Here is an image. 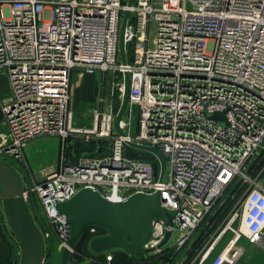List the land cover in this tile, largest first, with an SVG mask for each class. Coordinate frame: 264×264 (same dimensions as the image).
Segmentation results:
<instances>
[{
	"label": "built area",
	"instance_id": "1",
	"mask_svg": "<svg viewBox=\"0 0 264 264\" xmlns=\"http://www.w3.org/2000/svg\"><path fill=\"white\" fill-rule=\"evenodd\" d=\"M127 2L0 0V70L7 71L10 87L0 147L19 156L30 140L60 138L58 168L31 192L63 248L71 227L55 206L79 190H95L114 203L158 193L177 235L176 250L192 241L191 252L200 245L192 264H236L234 245L241 237L264 249V188L247 174L264 141V0H134L129 8ZM126 10L131 57L121 65ZM75 71L112 76L110 99L99 98L89 127L74 125ZM124 73L129 93L122 137L113 102H121ZM133 107L137 130L131 137ZM215 113L224 114L226 125L211 118ZM68 140L101 142L104 152L70 162L64 156ZM126 141L155 147L166 159V177L159 181L149 162L127 156ZM236 177L245 183L240 227L246 233L233 227L237 215L211 225ZM205 227L211 232L201 237ZM150 229L143 248L158 252L167 227L157 219ZM227 233L230 241L207 263Z\"/></svg>",
	"mask_w": 264,
	"mask_h": 264
},
{
	"label": "water",
	"instance_id": "2",
	"mask_svg": "<svg viewBox=\"0 0 264 264\" xmlns=\"http://www.w3.org/2000/svg\"><path fill=\"white\" fill-rule=\"evenodd\" d=\"M134 0H128L131 7ZM129 10L123 14L119 32V60L121 65L127 64L125 30ZM129 93V76L123 74V94L114 127L117 133L125 137L120 127ZM214 120L223 121L224 114L211 115ZM132 149L149 153L159 162L161 181L166 172V159L155 148L141 145L133 141L125 142ZM44 180V179H43ZM42 180V181H43ZM1 208L5 223L18 242V264H43L45 257V241L42 232L36 225L29 211L24 190L15 176L5 166L0 165ZM57 212L67 218L71 231L66 246L62 249L61 264H67L73 246L80 239L83 230L88 226H97L107 231L104 236L93 238L89 242L91 252L100 254L114 249H121L129 254H147L154 249H144L151 233V222L163 219L167 227L164 239L158 246H165L172 235V222L168 212L161 206L158 193L133 194L126 200L114 203L103 198L92 189L79 190L70 200L55 206Z\"/></svg>",
	"mask_w": 264,
	"mask_h": 264
},
{
	"label": "rangeland",
	"instance_id": "3",
	"mask_svg": "<svg viewBox=\"0 0 264 264\" xmlns=\"http://www.w3.org/2000/svg\"><path fill=\"white\" fill-rule=\"evenodd\" d=\"M112 76L110 74H106L105 76L102 73L97 72L94 75L85 74L83 71H77L72 73L71 84H70V109L73 113L74 125L77 127H89L91 124V112L92 110L98 106V101L101 96L104 97L106 101L110 99V82ZM121 80V79H120ZM9 80L7 71L1 69L0 70V135L6 132L3 112H2V104L4 101V97L9 95ZM9 97V96H8ZM6 98L5 100H7ZM120 105V99H117L113 102V115L115 116L118 112V107ZM137 130V107H133L132 116H131V137L135 135ZM1 140V138H0ZM260 154L264 153V141L261 145ZM61 140L56 136H40L33 140H30L27 144L21 147L19 156H16L11 153H6L0 147V165L5 166L11 173L15 176L17 181L21 184L24 195L29 209L31 210V214L33 215L36 224L42 230V234L45 241V257L43 264H61V254H62V244L57 239L55 234H52L50 230H47L46 220L42 214L41 207L39 202L37 203L40 208H38L36 202L33 200V193L31 192L32 187L35 184L40 183L42 180L40 179L43 173L50 171H54L58 168L60 163V158L62 155L61 150ZM258 153V154H259ZM257 154V155H258ZM256 155V156H257ZM134 159V157H131ZM264 169V167H263ZM247 174L251 175L249 171ZM263 175L260 180H264V170ZM166 177V173H165ZM243 178L236 177L234 182L230 186V188L223 194L222 202H228L227 209L225 213H220L218 216V223L216 226L222 224L227 216L237 215L235 218L233 227L235 229L240 227L241 224V214H242V205L246 197L245 191V183L243 182ZM36 198V196H35ZM38 201V200H37ZM2 216L1 209V195H0V217ZM3 217V216H2ZM0 223L2 228L6 229L7 240L9 243V264H18L19 260V247L17 240L9 231L4 219H0ZM215 226V227H216ZM231 234V233H228ZM176 233L172 234V238L169 240L168 244L164 246L160 251L151 252L147 254H139L133 255L135 263L133 264H154L156 260H158L155 264H179L181 261V257L186 256L190 253L191 249L186 247L183 249V253H177L175 249L174 240L176 238ZM93 238L90 237L88 241L90 242ZM223 240V239H222ZM226 239L224 238L222 243ZM82 239L79 241L81 242ZM86 242V250L89 249V243ZM76 244V246L72 248L70 252V256H81L82 264H89L95 261L93 257H90L88 254L83 255L81 253L80 244ZM88 243V244H87ZM88 245V247H87ZM82 246V245H81ZM200 245H196L193 251H198ZM185 248V247H184ZM89 249V250H88ZM122 250L116 249L114 252H120ZM192 251V252H193ZM89 253V252H88ZM165 254L171 255L170 258L165 259L163 256ZM144 255V259L141 256ZM109 257V256H108ZM161 258V259H160ZM186 258V257H185ZM97 261V259H96ZM106 262H110V260H105ZM138 261V262H137ZM97 263V262H96ZM68 264H73L69 260ZM103 264V263H102ZM131 264V263H129Z\"/></svg>",
	"mask_w": 264,
	"mask_h": 264
},
{
	"label": "trees",
	"instance_id": "4",
	"mask_svg": "<svg viewBox=\"0 0 264 264\" xmlns=\"http://www.w3.org/2000/svg\"><path fill=\"white\" fill-rule=\"evenodd\" d=\"M130 57H131V51L129 48H127V60H130ZM65 146L66 147L64 150V156L70 162H76L77 159L81 155L82 156L96 157V156L101 155L104 152L103 143L96 142V141L84 142L82 140H68V142H66ZM125 153L129 157H134V159L149 162L152 165V168L154 170L155 175L157 176L159 174V172H160L159 162L153 155L146 153V152H142V151L132 149L131 147H128V146L125 147ZM263 167H264V153H261L252 162L248 171L252 176H256L257 173H259L261 170H264ZM32 195H33L34 202H36V204H37L38 201L35 198L34 193ZM27 203H29V202H27ZM37 206H38V208H40L38 204H37ZM227 206H228V202H225V203L222 202V203H220V206L216 208V212H215V214L212 218V222H211L212 227H215L216 224L219 222L218 216H220L219 215L220 213H225ZM29 211L31 213L30 209H29ZM32 217H33V215H32ZM0 219L1 220L3 219L2 216L0 217ZM33 220L35 221L34 217H33ZM35 223H36V221H35ZM36 225L38 226V224H36ZM38 228L40 229L39 226H38ZM48 229H49V227L47 225V230ZM92 229L95 230L94 233L91 232ZM40 231H42V230L40 229ZM210 232H211V228L205 227V229L201 233V237L209 234ZM106 234H107V231L105 229L97 227V226H88L83 230V232L80 236V239L77 241L76 244H78L79 241L82 239V241H81L82 243H79L80 247H81L80 248L81 253L83 255L88 254L90 257L95 258L94 259L95 261H93L89 264H102V263L103 264H129V263L133 264L136 262L134 257H131L132 256L131 254H129L123 250L116 253V252H114V250H116V249H114V250L107 251L104 253L96 254V253L91 252L88 249L89 250L88 251L89 253H88L86 250V247H85L88 239L90 237L95 238L98 236H104ZM199 239L200 238H198L196 241H198ZM88 243H89V241H88ZM76 244L74 245V247L76 246ZM16 247L18 248L17 244H16ZM87 247H88V245H87ZM108 256L111 257L110 262L105 261V260H107ZM144 257H145L144 255L141 256V258H143V259H144ZM170 257H171V255H168V254H165L163 256V258H165V259H168ZM96 259H97V261H96ZM69 260L71 262H73V264H82L83 263L80 255L79 256H72V255L70 256V254H69L67 264L69 263ZM158 260H156V262H154V264L157 263Z\"/></svg>",
	"mask_w": 264,
	"mask_h": 264
},
{
	"label": "crops",
	"instance_id": "5",
	"mask_svg": "<svg viewBox=\"0 0 264 264\" xmlns=\"http://www.w3.org/2000/svg\"><path fill=\"white\" fill-rule=\"evenodd\" d=\"M75 72H77V71H75ZM9 89H10V87H9ZM9 95H10V92H9ZM9 95L4 97L3 99L8 98ZM0 145H1V141H0ZM52 170L53 169H51L48 172L43 173V175H41L42 177L40 179L43 180L46 175H48L49 173L52 172ZM262 173H263V170H261L259 173H257L256 177H258L257 181H258L259 185L264 188V180L261 181L259 178L263 175ZM2 216H3V213H2ZM2 218L4 219V217H2ZM4 222H5V220H4ZM231 236H232L231 234L227 233L223 237V240H224V238L226 240L223 243L220 242L214 248L213 253L211 254L207 263H210L212 258L216 257V255H218V253H220V251L224 248L226 243L228 241H230ZM7 239L8 238H7V234H6V229L2 228L1 223H0V264H9V243H8ZM223 240H221V241H223ZM192 244H193L192 241L188 242V244L184 245L181 249H177V253H183L185 251V250L183 251V249H186V247L191 249ZM234 248L239 253V257L237 258L236 264H264V249L257 246V245H253V244L248 243L246 238L241 237L239 240H237L235 245H234ZM191 253L192 252L190 251L189 254H187L184 257H181V261L179 264H192V261L196 257L197 253H192V254ZM193 264H196V263H193Z\"/></svg>",
	"mask_w": 264,
	"mask_h": 264
},
{
	"label": "bare ground",
	"instance_id": "6",
	"mask_svg": "<svg viewBox=\"0 0 264 264\" xmlns=\"http://www.w3.org/2000/svg\"><path fill=\"white\" fill-rule=\"evenodd\" d=\"M240 231H241L242 233H246V229H245V226H244V225H242V226L240 227Z\"/></svg>",
	"mask_w": 264,
	"mask_h": 264
}]
</instances>
